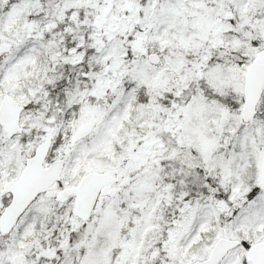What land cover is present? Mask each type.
I'll list each match as a JSON object with an SVG mask.
<instances>
[{
    "label": "snow or ice",
    "instance_id": "obj_1",
    "mask_svg": "<svg viewBox=\"0 0 264 264\" xmlns=\"http://www.w3.org/2000/svg\"><path fill=\"white\" fill-rule=\"evenodd\" d=\"M0 264H264V0H0Z\"/></svg>",
    "mask_w": 264,
    "mask_h": 264
}]
</instances>
